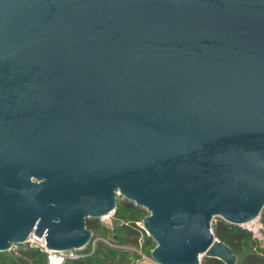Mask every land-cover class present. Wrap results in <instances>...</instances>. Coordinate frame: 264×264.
Returning <instances> with one entry per match:
<instances>
[{"label":"water","instance_id":"1","mask_svg":"<svg viewBox=\"0 0 264 264\" xmlns=\"http://www.w3.org/2000/svg\"><path fill=\"white\" fill-rule=\"evenodd\" d=\"M126 199L159 264H235L264 208V0H0V250H69Z\"/></svg>","mask_w":264,"mask_h":264},{"label":"trees","instance_id":"2","mask_svg":"<svg viewBox=\"0 0 264 264\" xmlns=\"http://www.w3.org/2000/svg\"><path fill=\"white\" fill-rule=\"evenodd\" d=\"M136 213H142L145 216L146 210L126 199H121L119 203L116 200L115 212L111 218L118 219L119 224H115L113 232L109 227L104 229L110 234L106 238L110 242L116 244V247L109 246L103 241L97 240L94 249L90 254L83 257L69 258L64 264H124L127 261L126 253L132 254L131 247H136L141 241L142 250L146 245H154L155 242L140 227L135 225V221L141 217H136ZM260 219L264 223V208L260 213ZM110 220V221H111ZM86 227L91 230V239L97 237L95 231L102 229L104 223H100L97 218H87ZM211 229L215 237L227 244L236 254L237 260L235 264H264V245L260 248H254V238L251 233L238 225L227 223L221 218H216L211 222ZM249 240L251 244L249 248L242 254L238 255L239 250L244 247L245 242ZM253 247V249H252ZM90 243L85 247L84 252L89 253ZM145 251V250H144ZM146 252V251H145ZM28 258H35L46 254L37 249H29L23 253ZM94 260L90 262V260ZM201 264H225L222 260L214 257H204Z\"/></svg>","mask_w":264,"mask_h":264},{"label":"built area","instance_id":"3","mask_svg":"<svg viewBox=\"0 0 264 264\" xmlns=\"http://www.w3.org/2000/svg\"><path fill=\"white\" fill-rule=\"evenodd\" d=\"M114 210H110L104 214H101L97 219L100 223H107L111 220ZM135 225L140 227L146 234L147 231L145 230L143 226V219L135 221ZM238 226H240L243 229L248 230L251 233V236L255 239H258L261 243L264 244V223L260 219V215L250 219L248 221L240 223ZM30 237H36L34 235ZM29 237V238H30ZM38 240H29V244L37 246L41 251H43L46 254L47 260L49 264H64V262L69 258L74 257H83L87 254H90L93 249L95 242L99 240H104L108 245L112 247H116L117 245L110 242L109 240H105L103 238H93L91 239L86 245L79 247V248H73L69 250H60V249H50L46 247V243L43 237L37 238ZM139 244L138 247H130V249L136 254L135 258L132 261V264H159L157 263L151 255H146L142 253L140 249L141 248V241L140 238L138 239ZM90 243V251L89 253H85L84 249L85 247ZM198 264H201L200 262Z\"/></svg>","mask_w":264,"mask_h":264},{"label":"rangeland","instance_id":"4","mask_svg":"<svg viewBox=\"0 0 264 264\" xmlns=\"http://www.w3.org/2000/svg\"><path fill=\"white\" fill-rule=\"evenodd\" d=\"M120 200H121V198H118L117 202L119 203ZM146 213L148 214L147 211H146ZM136 217H138V218L141 217L138 220H142L144 216L142 215V213H136ZM215 219L216 218H213L212 221H214ZM117 223L119 224V220L117 218L113 219L107 223H104L102 225V229H99V230L94 232L97 235V237H95V238H103L105 240H109L106 237L110 234L104 229V227H109L110 228L109 231L113 232L114 226ZM111 229H113V230H111ZM100 241H103L104 243H106L104 240H100ZM253 243H254V245H253L254 248H260L261 246L264 245L258 239H255V238H254ZM252 244H251V241L247 240L245 242L244 247H242L239 250L238 255H242L249 248V246ZM137 247H135V248H137ZM154 247H155V244L154 245L153 244L148 245V246L146 245V247L144 249L146 252L142 249H140V250L142 251V253H144L146 255H151L152 249ZM253 247H252V249H253ZM37 248L38 247L35 246V244L30 245L29 242H28V244H24V245L11 244V246H9L7 249L0 250V264H49L47 257L45 255L35 257V258H28L27 256H25L23 254L24 251H27L29 249H37ZM125 255H127L128 257H127V261L124 264H132V261L135 258L136 254L132 251L131 255H130V253H128V254L126 253ZM92 261H94V260H90V262H92Z\"/></svg>","mask_w":264,"mask_h":264},{"label":"bare ground","instance_id":"5","mask_svg":"<svg viewBox=\"0 0 264 264\" xmlns=\"http://www.w3.org/2000/svg\"><path fill=\"white\" fill-rule=\"evenodd\" d=\"M30 238H29V240H34V239L38 240L37 237H30Z\"/></svg>","mask_w":264,"mask_h":264}]
</instances>
